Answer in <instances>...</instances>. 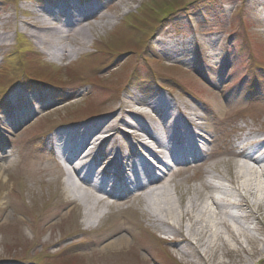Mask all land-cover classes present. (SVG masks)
<instances>
[{
  "label": "rangeland",
  "instance_id": "rangeland-1",
  "mask_svg": "<svg viewBox=\"0 0 264 264\" xmlns=\"http://www.w3.org/2000/svg\"><path fill=\"white\" fill-rule=\"evenodd\" d=\"M58 1L0 0V36L9 37L0 43V150L11 157L4 158L7 170L0 176V264H203L172 248L167 254L162 233L144 215L147 199L115 196L109 205L93 197L87 206L102 215L90 220L76 200L82 188L75 197L69 194L67 174L54 159L51 143L64 128L112 119L124 102L145 105L165 95L199 107L204 119L200 133L209 140L202 158L207 165L173 167L170 195L178 199L200 191L207 170L211 180L229 179L230 170L237 168L230 145L240 142L243 130L264 124V0H127L121 6L106 0L88 30L93 46L64 60L53 58L19 31L28 15L25 10ZM129 11L134 16L126 22ZM103 15L107 18L98 22ZM112 17L124 19L113 31L104 24ZM193 41L198 44L192 48ZM79 42L62 45L72 50ZM164 43H180L187 57L170 59L159 49ZM26 87L35 91L28 94ZM73 89L76 97H70ZM17 90L25 100H38L33 107L39 112L19 125L13 124L9 110ZM57 104L71 106L58 112L41 108ZM120 128L123 134L132 132L128 126ZM135 134L128 133L129 139L119 135V146L99 143L92 158L108 165L106 158L118 155L120 162L134 150L128 143L136 142ZM150 145L157 147L155 142ZM125 223L134 230L123 234L128 245L107 247L108 232ZM247 226L259 243L244 245L262 248L264 236L255 229L264 231V208ZM234 256L220 253L209 259L211 264H243L242 259L264 264V257Z\"/></svg>",
  "mask_w": 264,
  "mask_h": 264
},
{
  "label": "bare ground",
  "instance_id": "bare-ground-1",
  "mask_svg": "<svg viewBox=\"0 0 264 264\" xmlns=\"http://www.w3.org/2000/svg\"><path fill=\"white\" fill-rule=\"evenodd\" d=\"M88 1L89 6L84 9L79 7V0H59L36 10H25L28 15L20 21L19 31L28 34L55 59L79 56L93 46L88 30L91 29V22L102 12V7L96 0ZM109 1L118 2V6H121L127 0ZM132 16L134 12L129 11L124 18L126 20ZM106 18L103 15L98 22L101 23ZM123 20L119 22L118 18L112 17L104 24L112 26L113 31ZM100 28L103 30L105 27ZM123 30L127 34L129 29ZM8 38L7 35L0 36V43L8 41ZM75 39L80 42L72 50L62 45ZM191 43L192 48L198 44L197 41ZM159 49L170 59H179L187 54L180 43L160 44ZM189 61L187 60L190 67L193 66ZM34 91L26 87L24 92L29 94ZM77 93L73 89L70 97H76ZM20 95L19 90L12 94L15 106L9 107L15 125L39 114L33 107L38 100L32 96L25 100ZM42 100L47 101V96L44 95ZM136 103L143 111H137L132 103L124 102L112 119L98 120L63 133L58 144L63 163L70 170L65 181L69 194L75 197V191H81L83 185L92 184L95 177L100 179L94 186V191L99 192L107 187L112 195L125 192L124 189L141 193L142 199H147L144 211L146 220L151 228L162 233V243L167 245V254H170L172 248L182 255H192L203 264H211L209 257L220 253L228 258L235 254L236 259L242 254L264 257V243L262 248H248L244 245L259 243V239L247 225L254 224L264 208V124L243 130V135L238 139L240 142H232L230 145L229 154L233 156L237 168L230 170L229 179L213 177L211 180L207 170L205 175L208 178L200 191L189 192L187 196L178 195V199H174L169 193L173 167L191 161L192 164L207 165L202 158L209 140L200 133L204 119L198 114V106L187 101L179 102L165 95L150 104ZM70 106L57 104L43 105L41 108L44 111L58 112ZM206 110L212 112L210 107ZM121 125L130 127L132 132L123 134ZM128 133H136V142L128 143L130 148H134L128 158L121 162L118 155L112 160L106 158L108 165H104L96 156L92 158L96 142H111L119 146L118 136L123 135L129 139ZM145 136L151 141H146ZM150 142L156 143V149L149 146ZM141 149L152 157L153 163L142 155ZM4 158L11 157L7 154L4 156L0 150V176L7 170ZM92 199L93 196L84 191L76 197L85 206L87 217L95 221L102 214L95 215V208L87 206L92 203ZM240 220L246 223L245 226ZM255 231L264 236L260 227ZM133 233V228L127 223L120 224L108 232L106 246L125 247L129 241L123 234ZM115 236L118 237L114 239ZM158 242L161 243V240ZM241 263L246 262L242 259ZM219 264L226 263L221 261Z\"/></svg>",
  "mask_w": 264,
  "mask_h": 264
}]
</instances>
